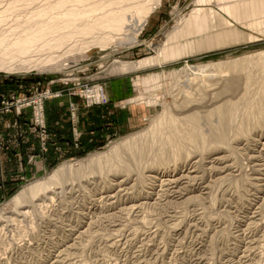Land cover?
<instances>
[{
  "label": "rangeland",
  "instance_id": "rangeland-1",
  "mask_svg": "<svg viewBox=\"0 0 264 264\" xmlns=\"http://www.w3.org/2000/svg\"><path fill=\"white\" fill-rule=\"evenodd\" d=\"M46 1L2 17L28 27ZM141 2L112 42L74 31L44 65L0 71V128L34 142L12 186L0 173V264H264V0ZM74 99L126 101L128 121L81 147ZM66 119L72 141L49 157Z\"/></svg>",
  "mask_w": 264,
  "mask_h": 264
},
{
  "label": "bare ground",
  "instance_id": "bare-ground-1",
  "mask_svg": "<svg viewBox=\"0 0 264 264\" xmlns=\"http://www.w3.org/2000/svg\"><path fill=\"white\" fill-rule=\"evenodd\" d=\"M80 1L81 0H53L50 2L46 1V3L42 6L37 5L34 8L35 11L31 12L32 15L28 16L26 19L29 21L32 16H40L42 17L41 20H36L34 22L29 21L33 24L25 27L16 23V19L13 20L9 16H2L13 10L19 2L30 4L32 3L31 0H0V71H27L44 65L53 58V53H56V51L58 52L59 49L67 48V46L70 45V38L73 36L72 33L74 31L82 32V34L101 31L104 32V34L96 36L95 39H100V41L103 42H112L115 35H121L122 32L125 31V29L127 28V22L132 19V17L128 16V12H131L132 9H134L138 14L137 16H141V14L147 13L148 10L153 8L152 6V8L147 7L142 2L133 4L134 0H120L119 2L115 3L114 1H111L118 6L115 8L112 7L108 10L104 9L106 7L105 5L97 2L96 0H82V13L77 12V10L74 8H70L71 6L69 5V3H77ZM102 9H104L105 11L99 12L94 15L92 14L95 13V11ZM48 12H50V16L47 14ZM43 14H45L44 17ZM194 18L188 20L186 27L190 26L194 21L196 23L200 22L197 17ZM9 20H12L13 23H10ZM76 20H82V24L75 26L74 30H65L60 33V30H64L65 28L69 27L70 24ZM2 24H4L5 27H2ZM198 27L201 29L200 25ZM129 31L130 30H127L125 31V33ZM194 31L192 30L191 32L195 33ZM126 35L127 34H124L123 36ZM133 38V36L130 37V43H133L131 41ZM224 107L225 104H221L217 108V110L222 112L224 110ZM189 116L191 119L195 120V116L193 114H189ZM174 124L175 123H173L172 125ZM172 129L175 130V128L173 127ZM133 153L134 151H132V154ZM117 155L119 156V154ZM62 171L63 170L58 172L60 173ZM25 190L26 189H24V191ZM26 192L28 191L26 190ZM31 193L34 194L32 190ZM20 196H22V194L19 196L17 195V197ZM18 199L19 201H22V199ZM24 199H27V197H25ZM13 204H15V202Z\"/></svg>",
  "mask_w": 264,
  "mask_h": 264
},
{
  "label": "crops",
  "instance_id": "crops-1",
  "mask_svg": "<svg viewBox=\"0 0 264 264\" xmlns=\"http://www.w3.org/2000/svg\"><path fill=\"white\" fill-rule=\"evenodd\" d=\"M125 102L126 101H124L122 104L124 105ZM64 104L65 107L63 108V112L68 116L70 112L67 108V105L75 104L74 109L77 119L76 125L82 135L81 147L92 146L103 142V139H105L106 136L117 132L121 123L122 125L125 124L122 118L127 119L128 121V112H125L122 104L121 108L115 104H110L109 106H97L89 109H82L80 102L75 99L68 100ZM48 107V109H50L54 106L49 105ZM56 107L57 105H55V111H57ZM128 109L126 108V110ZM55 124L57 126H54L52 130H50V134L52 136H50V142L48 144L50 148L49 157L56 155L60 152V150L63 151V149L67 148L66 144L72 141L69 121L66 119L63 122H58ZM16 129L20 130L23 129V127L20 124L17 125V128L10 131L12 134H7L3 131L2 127L0 128V173H3L9 177V180L6 179L5 181L6 185H2L3 189L5 187L12 186V181H17L19 178L17 174L21 173L22 164L24 162V148H28V146L29 148H33L34 145L32 136L27 135H25L19 141L14 139L12 142L11 139L14 138L13 136L14 133H16ZM32 167L33 166H31V168ZM2 186H0V188Z\"/></svg>",
  "mask_w": 264,
  "mask_h": 264
},
{
  "label": "built area",
  "instance_id": "built-area-1",
  "mask_svg": "<svg viewBox=\"0 0 264 264\" xmlns=\"http://www.w3.org/2000/svg\"><path fill=\"white\" fill-rule=\"evenodd\" d=\"M102 93L100 92V98H97L98 100H101L102 99V97H103V94L101 95ZM21 105V104H20ZM20 105H19V107H20Z\"/></svg>",
  "mask_w": 264,
  "mask_h": 264
}]
</instances>
